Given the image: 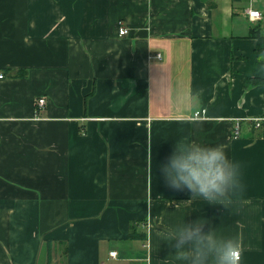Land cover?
I'll use <instances>...</instances> for the list:
<instances>
[{"label": "crops", "instance_id": "1", "mask_svg": "<svg viewBox=\"0 0 264 264\" xmlns=\"http://www.w3.org/2000/svg\"><path fill=\"white\" fill-rule=\"evenodd\" d=\"M257 25L264 0H0V264H180L162 233L197 219L264 264ZM192 141L240 165L231 211L166 187Z\"/></svg>", "mask_w": 264, "mask_h": 264}, {"label": "clouds", "instance_id": "2", "mask_svg": "<svg viewBox=\"0 0 264 264\" xmlns=\"http://www.w3.org/2000/svg\"><path fill=\"white\" fill-rule=\"evenodd\" d=\"M257 59L264 61V52ZM158 167L166 187L190 192L189 200L202 198L209 205H221L230 211L237 192L243 189L240 165L229 159L224 145L177 143ZM162 241L175 248L170 257L180 264H240L238 238L225 237L199 219L168 229L162 233Z\"/></svg>", "mask_w": 264, "mask_h": 264}, {"label": "built area", "instance_id": "3", "mask_svg": "<svg viewBox=\"0 0 264 264\" xmlns=\"http://www.w3.org/2000/svg\"><path fill=\"white\" fill-rule=\"evenodd\" d=\"M247 16H248V18L250 20L255 21V20L261 19L262 14L257 9L249 8L247 10ZM126 32H127V29L125 27H120L119 28V34H124ZM157 56H159V54H157ZM3 77H4V74H3L2 71H0V79L3 78ZM43 100H44L43 98H39L38 99V103L39 104L43 103ZM203 112H204V110H201V113H203ZM199 113L200 112H198V111L195 112L193 117L195 118V117L199 116ZM250 120H251V122H252L254 127H261L264 124V114H262L260 116H254ZM237 132H238V129L236 130V133ZM110 255L114 256L115 252H110ZM102 264H104V263H102Z\"/></svg>", "mask_w": 264, "mask_h": 264}, {"label": "trees", "instance_id": "4", "mask_svg": "<svg viewBox=\"0 0 264 264\" xmlns=\"http://www.w3.org/2000/svg\"><path fill=\"white\" fill-rule=\"evenodd\" d=\"M249 35L257 39V55L259 56L261 52H264V32L262 28L260 27V25L253 27L250 30ZM262 62L264 63V61ZM252 82L253 84L264 82V78H253ZM261 127H264V124ZM263 132H264V129H263ZM130 235L131 237H139V238L141 237L142 238V235H138L136 230H134L133 226H132V230L130 231ZM143 236L145 237V235Z\"/></svg>", "mask_w": 264, "mask_h": 264}]
</instances>
